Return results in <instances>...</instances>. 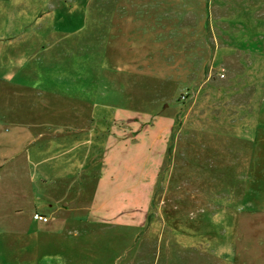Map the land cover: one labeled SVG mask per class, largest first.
<instances>
[{"label":"rangeland","instance_id":"374dc122","mask_svg":"<svg viewBox=\"0 0 264 264\" xmlns=\"http://www.w3.org/2000/svg\"><path fill=\"white\" fill-rule=\"evenodd\" d=\"M95 2L74 100L27 98L32 144L0 145V264H264V215L222 213L214 149L236 127L250 146L264 120V0ZM71 108L81 119L57 148L42 131ZM72 197V226L33 219Z\"/></svg>","mask_w":264,"mask_h":264},{"label":"crops","instance_id":"0c3cea01","mask_svg":"<svg viewBox=\"0 0 264 264\" xmlns=\"http://www.w3.org/2000/svg\"><path fill=\"white\" fill-rule=\"evenodd\" d=\"M96 7L95 0H0L2 15L0 16V131L6 123H11L15 128L13 134L5 139L0 137V145H22L26 140L27 146L32 144L31 139L35 136L32 134L34 125L29 123L32 119L25 112L27 98L41 99L40 103L34 104L33 109L38 108L42 103L47 104L48 107L50 105L48 99L56 93L65 94L64 96L71 94V101L74 100L73 92L76 84L78 86V80H74V73L78 72L79 67L74 61V56L79 55L81 42L86 39L84 32L89 30L87 26L90 20L95 21ZM50 55L54 57L55 62L59 61L55 58L65 57L61 68L42 59ZM62 73L65 76H60ZM16 101L24 103L21 104L22 109L20 107L21 112L18 115L14 111ZM68 111L67 108L65 112ZM62 112L61 110V116L64 118L66 113ZM66 117V123H59L55 130L45 127L42 131L45 135L43 138H51L56 147L58 138L73 134L75 126L73 121L81 119L79 112L72 113V108ZM252 131L255 132L254 142L250 141V146L243 144L245 141L242 140L249 137L245 138L244 133L238 134L240 130L238 132L236 127L231 132L236 134V142L230 150L226 148L227 145L214 147L218 153L216 158L222 161L218 162L215 170L220 180H223L222 185L225 181L230 184L226 183L225 190L227 195L231 193V198L228 200L230 203H227L230 208L222 209V213L230 216L264 215V120H258ZM41 135H38V138ZM157 152L159 154L158 147ZM158 154L155 162H159ZM68 163L72 164L73 160L69 159ZM78 200L79 197H72L71 200L63 203L65 205L63 209L62 203L55 201L53 203L49 199L47 204L42 205L44 213H40L59 217L60 223L56 224L58 220L53 221L55 223L52 228L72 226L79 220L75 214L77 211L73 207ZM229 209L233 210L232 213ZM36 213L38 212L34 214ZM95 213L96 219L98 216L104 217L100 212ZM93 222L97 224V221ZM45 245L54 244L48 242ZM49 262V258L45 257V264Z\"/></svg>","mask_w":264,"mask_h":264},{"label":"built area","instance_id":"2783aa9c","mask_svg":"<svg viewBox=\"0 0 264 264\" xmlns=\"http://www.w3.org/2000/svg\"><path fill=\"white\" fill-rule=\"evenodd\" d=\"M33 218L35 221H39V222H42L45 224H47L51 221L57 220V217H55V216H46V215H42V214H38V213L34 214Z\"/></svg>","mask_w":264,"mask_h":264}]
</instances>
